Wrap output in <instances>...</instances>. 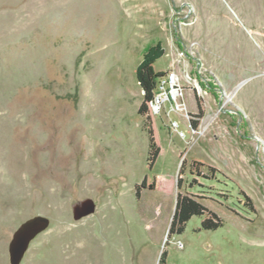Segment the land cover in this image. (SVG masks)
<instances>
[{"label":"rangeland","instance_id":"374dc122","mask_svg":"<svg viewBox=\"0 0 264 264\" xmlns=\"http://www.w3.org/2000/svg\"><path fill=\"white\" fill-rule=\"evenodd\" d=\"M159 42L184 111L147 121ZM179 195L209 213L172 238ZM37 216L21 264H264V0H0V264Z\"/></svg>","mask_w":264,"mask_h":264},{"label":"trees","instance_id":"16d2710c","mask_svg":"<svg viewBox=\"0 0 264 264\" xmlns=\"http://www.w3.org/2000/svg\"><path fill=\"white\" fill-rule=\"evenodd\" d=\"M165 56V49L161 42L156 45L150 46L146 49L143 61L137 67L136 75L138 83L143 92L144 100L139 108V115L142 117H148L149 103L153 100L154 95L157 90L158 79L162 77L165 73L156 72L154 65L161 58ZM147 121H150L149 117ZM148 124V122H145ZM193 127L196 128L198 123L192 122ZM148 135L150 138V153L149 162L154 164L160 155V148L157 147L154 140V132L152 129H148ZM153 189V187H152ZM209 213L208 209L199 201L189 197L188 195H179L176 210L173 215L171 228L169 232L170 237L181 236L185 233L188 223L193 218H202ZM213 219L206 218L201 222V231H217L224 225L222 221L213 215ZM168 253L165 251L160 259V264H167Z\"/></svg>","mask_w":264,"mask_h":264},{"label":"water","instance_id":"95a60500","mask_svg":"<svg viewBox=\"0 0 264 264\" xmlns=\"http://www.w3.org/2000/svg\"><path fill=\"white\" fill-rule=\"evenodd\" d=\"M176 210V209H175ZM95 212V204L86 200L75 211V218L80 220ZM51 221L47 217L37 216L22 223L13 234L9 244L10 264H21L31 243L42 233L47 231Z\"/></svg>","mask_w":264,"mask_h":264},{"label":"built area","instance_id":"2783aa9c","mask_svg":"<svg viewBox=\"0 0 264 264\" xmlns=\"http://www.w3.org/2000/svg\"><path fill=\"white\" fill-rule=\"evenodd\" d=\"M181 55L184 56V54ZM179 81V77L174 71L164 74L158 79L156 93L153 100L149 103V113L151 116L161 114L167 104L170 105V113H182L184 111L182 103L184 94ZM172 128L174 130L178 129V122H173Z\"/></svg>","mask_w":264,"mask_h":264},{"label":"crops","instance_id":"0c3cea01","mask_svg":"<svg viewBox=\"0 0 264 264\" xmlns=\"http://www.w3.org/2000/svg\"><path fill=\"white\" fill-rule=\"evenodd\" d=\"M173 67H174V65H173Z\"/></svg>","mask_w":264,"mask_h":264}]
</instances>
